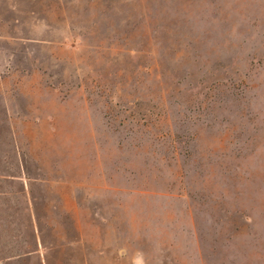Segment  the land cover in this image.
<instances>
[{
  "label": "rangeland",
  "instance_id": "374dc122",
  "mask_svg": "<svg viewBox=\"0 0 264 264\" xmlns=\"http://www.w3.org/2000/svg\"><path fill=\"white\" fill-rule=\"evenodd\" d=\"M0 78L44 264H264V0H0Z\"/></svg>",
  "mask_w": 264,
  "mask_h": 264
},
{
  "label": "crops",
  "instance_id": "0c3cea01",
  "mask_svg": "<svg viewBox=\"0 0 264 264\" xmlns=\"http://www.w3.org/2000/svg\"><path fill=\"white\" fill-rule=\"evenodd\" d=\"M14 94L0 92V251L11 253L0 264L34 258L44 264L46 248L39 210L49 212L51 207L39 205L47 203L42 197L51 195L57 183L30 174L26 154L31 156L32 146L24 151L19 133L24 137L25 133L39 131L42 124L37 123L38 116L32 120L27 113L16 112L11 106Z\"/></svg>",
  "mask_w": 264,
  "mask_h": 264
}]
</instances>
